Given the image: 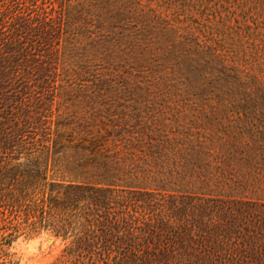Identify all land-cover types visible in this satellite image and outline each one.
Segmentation results:
<instances>
[{"label":"trees","instance_id":"trees-1","mask_svg":"<svg viewBox=\"0 0 264 264\" xmlns=\"http://www.w3.org/2000/svg\"><path fill=\"white\" fill-rule=\"evenodd\" d=\"M42 231L264 264V0H0V252Z\"/></svg>","mask_w":264,"mask_h":264},{"label":"rangeland","instance_id":"rangeland-1","mask_svg":"<svg viewBox=\"0 0 264 264\" xmlns=\"http://www.w3.org/2000/svg\"><path fill=\"white\" fill-rule=\"evenodd\" d=\"M64 241L45 231L32 236L18 235L10 244L2 246L0 260L12 264H50L60 255ZM5 256H1V254Z\"/></svg>","mask_w":264,"mask_h":264}]
</instances>
